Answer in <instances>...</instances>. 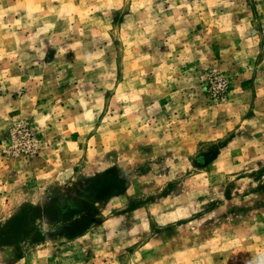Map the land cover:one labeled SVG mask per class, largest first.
<instances>
[{
    "label": "rangeland",
    "instance_id": "obj_1",
    "mask_svg": "<svg viewBox=\"0 0 264 264\" xmlns=\"http://www.w3.org/2000/svg\"><path fill=\"white\" fill-rule=\"evenodd\" d=\"M0 264H264V0H0Z\"/></svg>",
    "mask_w": 264,
    "mask_h": 264
}]
</instances>
